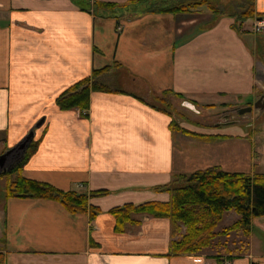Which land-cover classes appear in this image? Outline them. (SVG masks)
<instances>
[{
    "label": "crops",
    "instance_id": "crops-1",
    "mask_svg": "<svg viewBox=\"0 0 264 264\" xmlns=\"http://www.w3.org/2000/svg\"><path fill=\"white\" fill-rule=\"evenodd\" d=\"M90 1L84 10L80 0H0V154L34 128L36 145L22 174L85 192L96 209L92 216L91 208L72 213L57 199L7 197L0 183L1 264H221L225 258L264 264V216L252 219L249 237L233 231L232 242L218 235L200 252L174 254L169 218L136 214L139 224L117 232L110 212L127 203L168 201L162 187L180 173L212 166L264 170V143L257 150L252 135L188 134L148 101L165 90L172 102L198 106L236 108L258 99L264 93V32L251 26L255 15H264V0L218 12L207 6L155 11L140 4L104 15L95 14L94 1L132 0ZM179 1L186 0L170 3ZM104 67L95 80L118 87L92 91L88 116L58 107L63 91ZM102 189L106 193L93 194ZM238 218L233 214L232 222Z\"/></svg>",
    "mask_w": 264,
    "mask_h": 264
},
{
    "label": "trees",
    "instance_id": "trees-1",
    "mask_svg": "<svg viewBox=\"0 0 264 264\" xmlns=\"http://www.w3.org/2000/svg\"><path fill=\"white\" fill-rule=\"evenodd\" d=\"M82 8L89 10L90 0H80ZM168 12H188L207 6L213 12L219 9L208 0L179 1L170 3L168 0H132L126 3L94 1L96 15H104L102 11L130 10L139 7ZM108 67L95 69L92 76H87L74 83L57 98L56 104L62 110L80 109L88 116L90 94L92 91H112L95 80V77L107 70ZM170 90H165L156 97L159 103L168 106L151 105L153 108L172 114L169 97ZM181 98L180 93H173ZM142 99V98H141ZM144 101V99H142ZM197 104L196 102H193ZM250 103V102H249ZM178 121V120H177ZM172 121V126L179 131L200 136L206 139L229 138L238 134L232 131L221 132L218 129L211 132L191 130ZM249 137L250 132L241 133ZM239 135V136H240ZM32 141L21 161L10 169L2 171L0 177L5 178V195L30 196L35 198H51L60 200L72 212H85L91 208L92 216L96 213L94 206L89 204V195L75 189L61 190L54 185L25 177L23 166L35 148ZM170 192L168 201L150 200L139 204L127 203L110 210L115 217L117 232H124L129 224H139L136 214H148L154 217H167L171 221L170 251L174 254L196 253L210 247L218 235H229L233 231H242L250 236L251 222L254 217L264 216V171L254 173L230 172L218 166H212L192 173L176 175L174 183L164 185L162 189ZM106 193V190H96L93 194ZM233 210L239 218L220 231L217 226L227 211ZM1 264V259H0Z\"/></svg>",
    "mask_w": 264,
    "mask_h": 264
},
{
    "label": "rangeland",
    "instance_id": "rangeland-1",
    "mask_svg": "<svg viewBox=\"0 0 264 264\" xmlns=\"http://www.w3.org/2000/svg\"><path fill=\"white\" fill-rule=\"evenodd\" d=\"M170 1V0H168ZM197 1V0H186V2ZM210 3L215 4V6L220 10L223 9L225 5H233L234 7L239 6V3H246V0H208ZM207 10L206 6H203ZM110 88L118 87L115 83L106 82ZM264 92V91H263ZM157 96L149 95L148 101L156 106H163L168 108L164 103L161 104L156 99ZM172 102V100H171ZM184 100L174 99L170 105V110L172 112L171 116L174 121H177L181 126H185L191 130L211 132L218 129L221 132L232 131L235 134L250 132L251 135L256 140L257 150L262 148L264 143V109L262 112L252 111L240 114L238 112V107H221L216 105L209 106H198L195 104V108H190L184 105ZM241 107V106H240ZM234 121V122H229ZM2 149V148H1ZM19 155V151H15ZM21 152V151H20ZM8 163H11L10 168L21 161V156H10ZM8 168V169H10ZM7 169V170H8ZM259 169V168H258ZM264 171L263 169H259ZM6 171V170H5ZM1 186L5 185V178L0 180ZM236 212L232 210L231 214H227L224 219L217 226V230L220 231L223 227L230 225L232 222L233 214ZM233 223V222H232ZM229 240L232 242V232L227 235ZM217 238V237H216ZM215 238V239H216ZM214 239V241H215ZM213 241V243H214ZM212 243V244H213ZM212 246V245H211ZM210 246V247H211Z\"/></svg>",
    "mask_w": 264,
    "mask_h": 264
},
{
    "label": "water",
    "instance_id": "water-1",
    "mask_svg": "<svg viewBox=\"0 0 264 264\" xmlns=\"http://www.w3.org/2000/svg\"><path fill=\"white\" fill-rule=\"evenodd\" d=\"M184 105L190 108H195V104L191 101L185 100ZM264 109V93L262 95H260L258 97V99H256L253 103L248 104L246 106H241L238 107V112L240 114L246 113V112H252V111H257V112H262ZM44 119H41V121H39L36 126H41V124L43 123ZM229 122H234V121H229ZM34 133L35 130L34 128H31L30 131L23 137V139L21 141H19V143L13 147L10 148L8 150H6L5 152L0 154V167L2 170H7L8 168H10V164L8 163L10 156H12L11 154L15 151H19L20 155L21 152L22 154L24 153V151L26 150V148L28 147V145L30 144V142L32 141L33 137H34ZM21 151V152H20Z\"/></svg>",
    "mask_w": 264,
    "mask_h": 264
},
{
    "label": "built area",
    "instance_id": "built-area-1",
    "mask_svg": "<svg viewBox=\"0 0 264 264\" xmlns=\"http://www.w3.org/2000/svg\"><path fill=\"white\" fill-rule=\"evenodd\" d=\"M251 29L254 33L264 32V15H255L253 17ZM229 259L225 258L221 264H229Z\"/></svg>",
    "mask_w": 264,
    "mask_h": 264
},
{
    "label": "flooded vegetation",
    "instance_id": "flooded-vegetation-1",
    "mask_svg": "<svg viewBox=\"0 0 264 264\" xmlns=\"http://www.w3.org/2000/svg\"><path fill=\"white\" fill-rule=\"evenodd\" d=\"M11 155H12V156H17L16 152H15V153L13 152Z\"/></svg>",
    "mask_w": 264,
    "mask_h": 264
}]
</instances>
